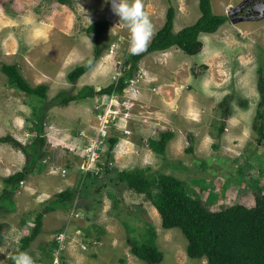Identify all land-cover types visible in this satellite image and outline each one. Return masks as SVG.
Here are the masks:
<instances>
[{
	"label": "rangeland",
	"instance_id": "1",
	"mask_svg": "<svg viewBox=\"0 0 264 264\" xmlns=\"http://www.w3.org/2000/svg\"><path fill=\"white\" fill-rule=\"evenodd\" d=\"M198 1L123 0L119 23H109L102 38L106 46L95 62L96 65L104 59L108 69L94 74V65L71 82L68 73L94 57V36L87 33L86 27L105 18L109 0H68L66 3L0 0V137L10 135L28 145L35 136L30 129L35 105L31 102V106L28 96L9 84L1 71L3 63H16L31 86L46 84L45 105H50L56 102L59 92L70 95L86 86L95 90L108 86L112 75L127 71L129 63H124L125 57L146 48L163 25L169 6L175 8L173 31L177 32L200 16ZM210 1L215 14L228 15L247 0ZM238 13L229 15L230 19L217 31L200 33L202 48L195 55L176 46L172 48L171 54L176 51V59L172 61L162 62V51L147 53L140 59L137 68H144L145 81L151 82L147 79L149 76L160 83L177 86L180 97L166 108L162 99L146 96L143 101L139 98L141 90L125 89L120 96L128 101L133 97L134 108L127 116L123 114L125 107L119 108L118 114L111 106L113 115L120 117L113 116L108 131L119 136V140L127 136L124 141L131 146L117 154L118 140L110 151L111 157H107L106 148L102 155L109 164V172L95 176V182L86 184L81 194L76 190L71 206H59L48 212V202L57 192L81 186L82 173L78 166L82 159L78 153L92 138L93 130L100 128L96 114L102 112L95 106L103 103L108 95L101 93L80 99L79 106L74 108L71 106L75 101H70L47 109L43 125L46 154L20 183L12 201H0V264H7L18 250L20 239L29 233L39 212L43 213L41 232L30 243L22 264H49L47 250L53 234L65 226L72 209L78 216L70 219L69 227L80 228L83 236L79 238L75 234V240L66 245L63 264H68L70 253L82 264H148L131 253L126 240L130 234L125 226L129 223L131 233L140 237L148 229L147 222L154 226L155 241L162 253V259L155 264H208L205 258L187 256L183 233L178 228L164 229L152 202L128 189L118 179V173L139 168L150 175L165 170L183 177L187 191L200 197L212 210L236 202L254 206V195L264 191V140L256 129L262 121L257 119V111L264 113L258 88V80L264 77V14L259 17L256 12L249 19H241L244 17H235ZM179 61L185 65L176 69ZM78 115L81 117L77 118ZM220 125L224 126L221 135ZM84 127V140L71 143L69 139ZM113 127L125 129L126 134L112 131ZM164 130L174 133L165 154L149 152L148 159H142L139 148L133 144L146 145L149 138ZM190 145L192 152L186 150ZM133 151L141 155L137 161L128 159ZM25 162L23 152L11 143L0 141V194L3 178L22 169ZM52 166L65 168L66 172L73 169L60 178L59 174L49 173ZM86 236L91 242H86L84 249L80 241L86 240Z\"/></svg>",
	"mask_w": 264,
	"mask_h": 264
},
{
	"label": "trees",
	"instance_id": "2",
	"mask_svg": "<svg viewBox=\"0 0 264 264\" xmlns=\"http://www.w3.org/2000/svg\"><path fill=\"white\" fill-rule=\"evenodd\" d=\"M58 1L61 3L68 2V0ZM198 7L200 16L197 20L193 24L174 32L175 8L169 6L163 25L157 30L146 48L125 57L126 62L129 63L125 77H129L138 66L137 63L140 59L150 52L164 51L177 46L189 55L197 54L202 48L200 33L215 32L229 20L228 15L215 14L212 11L210 0H199ZM137 11L138 9H136ZM108 28L109 22L105 18L96 20L86 27L87 33L94 36V57L76 66L68 73L67 77L71 82L76 81L78 77L94 66L101 51L106 46V43L102 42V38L106 35ZM1 71L7 76L9 84L24 92L28 96L31 106L32 103L35 105L32 108L34 123L30 127L35 132V136L28 145L22 144L10 135L0 137V141L11 143L26 155V162L22 169L3 178L4 186L0 194V201L2 202L3 200L12 201V196L19 188L20 183L26 179L27 174L35 170L37 161L46 154L43 150L46 143L43 125L45 114L50 106L52 107L54 104L67 105L70 101L94 97L96 93H109L114 86L118 92H121L127 84L121 78L118 82H112L100 91H96L92 86H86L75 94L69 95L65 92H59L56 95L55 103L45 105L48 90L46 84L31 86L16 63H3ZM141 83L142 80L137 85L139 86ZM258 88L261 94L259 104L264 106V77L258 80ZM37 108L39 110L36 112L35 109ZM263 115L262 111H257V119L264 121ZM262 121L256 129L259 137L264 140V123ZM112 131L118 130L113 129ZM218 131L221 135L224 132V126L220 125ZM173 136L174 133L171 130L161 131L158 136L148 139V147L162 156L165 154L166 145ZM118 137L112 132L105 139L109 151L107 157H111L110 151L119 140ZM192 149V145L186 148L189 152H192ZM104 157L101 155L100 161L97 162L100 168L98 172L89 171L82 175L81 186L57 192L55 198L48 202L47 212L55 210L59 206H71L75 196L85 190L86 184L95 182V176L109 172V164ZM221 160L225 162V159ZM196 161L200 165H204L203 161L198 159ZM240 173L241 169H239ZM118 179L124 182L128 189L145 195L152 202L159 213L161 226L164 229L178 228L183 233L187 242L186 254L188 257L205 258L208 264H264V191L262 193L256 192L254 195L255 203L252 207L236 202L222 209L212 210L205 205L200 197L192 196L187 191L183 177L168 174L165 170L150 175H146L145 170L139 168L132 171L122 170L118 173ZM76 190L78 191L77 194ZM42 218L43 213L39 212L34 219V225L29 233L20 239L18 250L13 253L7 264H22L30 243L41 232ZM125 226L130 234L126 240L130 245L131 253L148 264L158 263L162 259V253L157 247L155 241L157 234L151 222H147L148 229L140 237L137 233H131L132 229L129 223H125ZM84 241L90 243L91 239L86 236ZM56 246V241L52 239L50 249L47 250L49 258L52 257L51 252Z\"/></svg>",
	"mask_w": 264,
	"mask_h": 264
},
{
	"label": "built area",
	"instance_id": "3",
	"mask_svg": "<svg viewBox=\"0 0 264 264\" xmlns=\"http://www.w3.org/2000/svg\"><path fill=\"white\" fill-rule=\"evenodd\" d=\"M121 74V73H120ZM120 74H115L112 76V79L117 82L119 79ZM131 83H133L134 81L131 80ZM108 96L106 97V100L103 101V103L100 104V102H98L95 106L96 109H99L100 112L102 113H98L97 115V119L99 121L100 124V128H96V130H93V134H92V138L87 142L86 145H84L83 149H82V163L79 166V169L81 170L82 175H85L87 172H98L99 171V166L97 165V162L100 161V157L103 154L104 150L107 148L106 147V138H108L110 136V133L108 131V128L110 126L109 121L112 120L113 116L115 117H120V115H113V113L110 111L112 110L110 107H113V111L118 113V109H122L123 107H125L124 109H128L126 111L123 112V114H126L127 116H129V113H131L132 109V102L126 100H123L119 103H117L118 101L116 100L117 95L115 94H107ZM100 96V95H99ZM96 99V98H95ZM96 104V103H95ZM105 105H107L105 107ZM104 110V112H103ZM119 114V113H118ZM114 117V119H115ZM119 127H117V129L115 127H113V129L115 130H119ZM125 130V129H124ZM108 131V132H107ZM82 135L85 136V132L82 131L81 132ZM62 175H65L66 170L63 168L61 170ZM76 212H74L73 210L70 213V219L78 216V213L74 214ZM75 234L77 235V237L80 238V236H83V233L81 232V229H70L69 227V222L67 223V225L64 227L63 230L55 233L53 235V239L56 241V248L53 251V257L51 260L50 264H62V254L64 253L65 249H66V245L70 242V240H75ZM82 241H80V243L83 244V248L84 245L86 244V242L84 241V238H81ZM86 248V246H85ZM84 248V249H85Z\"/></svg>",
	"mask_w": 264,
	"mask_h": 264
},
{
	"label": "crops",
	"instance_id": "4",
	"mask_svg": "<svg viewBox=\"0 0 264 264\" xmlns=\"http://www.w3.org/2000/svg\"><path fill=\"white\" fill-rule=\"evenodd\" d=\"M250 17H244V18H241V19H249ZM241 21V20H240ZM176 46H173V47H171V48H169V49H167V50H164V51H162V52H164L163 54H164V56H163V59H162V62H164V61H167V62H169V61H172V60H174V59H176L175 58V56H174V54H175V50L173 51V54H171V52H172V50L175 48ZM173 48V49H172ZM154 52H159V51H154ZM107 53V52H106ZM152 53V52H151ZM166 55V56H165ZM146 58V57H145ZM144 59V58H143ZM178 60V59H177ZM142 61V60H141ZM143 62V61H142ZM161 62V61H160ZM183 61H179V62H177V68L176 69H181V67L183 66V65H185L184 63H182ZM144 63V62H143ZM145 63H146V61H145ZM147 64V63H146ZM95 65V64H94ZM100 65H105V67L104 68H100ZM106 65H108L107 63H106V61L104 60V59H102V61H101V63L100 62H97L96 63V65L94 66V68H93V70L92 71H94L93 73L95 74V73H97L98 71H101V70H103V69H108L107 68V66ZM111 71V70H110ZM175 72L177 71V70H174ZM99 73V72H98ZM150 74V73H149ZM152 76V75H151ZM147 79H151L150 81L151 82H148V81H143L140 85H139V91L141 90V93H140V95H139V98L140 97H142V99H143V101L145 100V98H146V96L147 97H150L151 99H157V100H163V102H162V104L167 108L168 107V105H169V103H171V102H174V101H176V99L177 98H179L180 97V90H179V88L177 87V86H170L171 84H168V83H166V82H164V84L163 83H160L159 82V80H156L155 78L154 79H152V78H150L149 76L147 77ZM141 85H144V86H141ZM145 89V90H143V89ZM143 90V91H142ZM78 101V100H77ZM77 101H75L74 102V104L75 105H73V106H71V108H74L75 106L76 107H78L79 105H78V103H77ZM140 105L141 106H144L142 103H140ZM140 106V107H141ZM70 107V106H69ZM173 107H176V105L175 104H173ZM56 109V108H55ZM77 110H79V109H77ZM82 110H86V112H89L90 110H88V109H82ZM140 110V109H139ZM167 110V109H166ZM80 114V113H79ZM78 117H81V116H77V118ZM17 120V119H16ZM17 127H21V126H19V125H17ZM80 129V128H79ZM84 129V130H83ZM83 129H81V130H79L78 132H76L77 134L76 135H73L72 136V140L71 139H69V141H71V143L72 142H74V143H76V144H78V143H80L81 141H82V139L84 140V136L83 135H81L80 134V131H84V132H86V130H85V127L83 128ZM92 131V130H91ZM165 131V130H164ZM147 132H149V131H147ZM161 132V131H160ZM159 135V132L157 133V135H155L154 137H156V136H158ZM71 137V136H70ZM83 137V138H82ZM219 137V136H218ZM122 139L121 140H119V144H118V146H119V149L118 150H116V151H118V153L117 154H119L120 152H122V150H123V152H125L126 151V148L127 147H129V146H131V144L129 143V144H126V138H127V136H122L121 137ZM124 140H126V141H124ZM139 144H141L140 142H139ZM133 145H135L137 148H139V152L142 154V159H148V157H149V152H152V153H155V152H153L152 151V149H150L149 147H148V141L146 142V145H138V144H133ZM117 146V147H118ZM146 146V147H145ZM82 149H83V147H82ZM132 149V148H131ZM71 150V149H70ZM70 152H74V153H77V152H75L74 150H71ZM139 152H136V151H133L129 156H128V159H129V161H131V160H135V161H137L138 160V157L139 156H141V155H139ZM78 154H81V153H78ZM61 168V167H60ZM60 168H54V166H52V167H50V169H49V173L50 174H52L53 176H56V175H54V174H56L55 172H53V170H56V171H58L59 173V175H60V178H61V174H60ZM73 169V168H72ZM72 169H69V170H67V172L66 173H68V171H71ZM57 174V175H58ZM67 218V217H66ZM72 220V219H71ZM70 220V218H67V221L66 222H70L71 221ZM64 227V226H63ZM62 227V228H63ZM61 228V229H62ZM60 229V230H61ZM56 232V231H55ZM54 232V233H55ZM71 250V249H70ZM72 251V250H71ZM68 264H82L81 262H79L77 259H76V257L74 258L73 256H72V254L70 253V257H68Z\"/></svg>",
	"mask_w": 264,
	"mask_h": 264
},
{
	"label": "clouds",
	"instance_id": "5",
	"mask_svg": "<svg viewBox=\"0 0 264 264\" xmlns=\"http://www.w3.org/2000/svg\"><path fill=\"white\" fill-rule=\"evenodd\" d=\"M203 33V32H202ZM133 53H134V51H132ZM126 61H124V63H125ZM137 67H139V66H137ZM135 68L134 70H133V72H132V74L129 76V77H125V72H121V74H120V76H119V79H123L124 80V82L127 84V86L121 91V92H118L116 89H115V87L116 86H114L113 87V89L111 90V92H109V93H106V94H115V95H117V97H116V100L118 101L117 103H119V102H121V101H123V100H129L128 98H126V97H121L120 95L123 93V91L125 90V89H127V88H133V89H139L138 88V85H137V83L140 81V80H142V82L143 81H145L143 78L145 77L144 75H146L145 74V71H144V68L143 67H140V68ZM113 76V75H112ZM112 76H111V80H110V83H112V82H114V83H116L113 79H112ZM118 79V80H119ZM131 80H133L134 82L133 83H131L130 81ZM118 82V81H117ZM104 87H106V86H104ZM103 87V88H104ZM102 89V87H100V88H98L96 91H100ZM101 93H96L95 95H94V97L96 96V95H100ZM104 94V93H103ZM133 98V97H132ZM132 98H130V101L132 100ZM93 100H94V98H93ZM131 102H133V101H131ZM134 108V106L132 107V109ZM132 109L131 110H129V111H132ZM126 110H128V109H124V111H126ZM138 115V114H137ZM118 131H121V132H124L125 134H126V131L124 130V129H120V130H118ZM81 132L82 131H80V134H81ZM82 135V134H81ZM84 136V135H83ZM122 139V138H121ZM120 139V140H121ZM80 155V157H81V159H82V152H81V154H79ZM78 168H79V166H78ZM63 168H60V174H61V177H64L65 175H66V173H65V175H62V172H61V170H62ZM65 169V168H64ZM66 170V169H65ZM80 170V169H79ZM81 171V170H80ZM53 172H55L56 174H58L59 172L58 171H56V170H53ZM20 186V185H19ZM16 192L18 193L19 192V188L16 190ZM73 205H75V202L73 203ZM74 208V207H73ZM73 210V209H72ZM71 210V211H72ZM74 211V210H73ZM74 212H76V211H74ZM77 213V212H76ZM72 219V218H71ZM67 223L68 222H66V224H65V226L67 225ZM70 223V222H69ZM64 226V227H65ZM64 227L62 228V230L64 229ZM59 231H61V230H59ZM59 231H56L55 233H57V232H59ZM54 233V234H55ZM53 234V235H54ZM53 238V237H52ZM54 240V239H53ZM56 248V247H55ZM54 248V249H55ZM54 251V250H53ZM53 251L51 252L52 254V257H53ZM65 252V251H64ZM51 257V258H52ZM62 258V264H63V254H62V256H61ZM52 260V259H51ZM50 263H51V261H50ZM49 263V264H50Z\"/></svg>",
	"mask_w": 264,
	"mask_h": 264
},
{
	"label": "water",
	"instance_id": "6",
	"mask_svg": "<svg viewBox=\"0 0 264 264\" xmlns=\"http://www.w3.org/2000/svg\"><path fill=\"white\" fill-rule=\"evenodd\" d=\"M122 5H123V0H109L108 10H107L106 15H105V19L109 23H115V24L119 23L118 17H119L120 11L122 9ZM244 5L245 4L243 3L241 6L237 7V9H235V11L233 10V12L229 11L228 16L233 14V13L241 12L243 10ZM252 11H254V13L258 12L259 17L263 16V14H264V0L257 2L254 5V7L247 8L244 16L247 18V16ZM244 16L240 15V17H244Z\"/></svg>",
	"mask_w": 264,
	"mask_h": 264
},
{
	"label": "flooded vegetation",
	"instance_id": "7",
	"mask_svg": "<svg viewBox=\"0 0 264 264\" xmlns=\"http://www.w3.org/2000/svg\"><path fill=\"white\" fill-rule=\"evenodd\" d=\"M260 1H262V0H247L244 4V6H243V10L241 11V12H239L235 17H240V15L241 16H244L245 15V11H246V9L247 8H250V7H254V5L257 3V2H260ZM252 13H254V11H252L247 17H251L252 16ZM236 14V13H235ZM231 15H233V14H231ZM232 17V16H231ZM245 17V16H244ZM229 19H230V17H229Z\"/></svg>",
	"mask_w": 264,
	"mask_h": 264
}]
</instances>
